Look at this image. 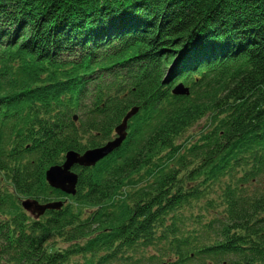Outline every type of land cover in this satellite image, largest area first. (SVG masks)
<instances>
[{"label": "trees", "instance_id": "obj_1", "mask_svg": "<svg viewBox=\"0 0 264 264\" xmlns=\"http://www.w3.org/2000/svg\"><path fill=\"white\" fill-rule=\"evenodd\" d=\"M134 107L121 148L75 167L72 210L41 225L27 264H264V0H0L15 194L39 195Z\"/></svg>", "mask_w": 264, "mask_h": 264}, {"label": "flooded vegetation", "instance_id": "obj_2", "mask_svg": "<svg viewBox=\"0 0 264 264\" xmlns=\"http://www.w3.org/2000/svg\"><path fill=\"white\" fill-rule=\"evenodd\" d=\"M46 186L44 190L40 189L37 191V194L39 193V195L36 194L37 196L19 192L15 194L13 183L7 178L6 173L0 170V264H15L11 262L9 254L10 248L12 247L13 249L16 246L21 248L20 264H27L31 255L26 257L25 255L35 253L32 249L36 251L40 249L38 236L41 225L46 224L49 220H54L56 213L62 212L68 206L72 210L74 196L56 190L48 183ZM10 193L14 195L15 204L9 203L8 194ZM27 200L37 201L41 206L52 203H62L63 206L61 210L48 209L44 214L39 216L38 213L32 214L24 208L23 203ZM75 225L78 226L79 222L76 221ZM31 239L36 242V248H29ZM35 260L38 261L39 258H35Z\"/></svg>", "mask_w": 264, "mask_h": 264}, {"label": "water", "instance_id": "obj_3", "mask_svg": "<svg viewBox=\"0 0 264 264\" xmlns=\"http://www.w3.org/2000/svg\"><path fill=\"white\" fill-rule=\"evenodd\" d=\"M173 94L176 96H187L190 94V89L181 83L173 89ZM139 111L140 109L138 107H134L127 113L122 122L115 128L117 137L114 140L107 142L101 147L89 149L84 153H79L74 150L68 151L63 164L52 166L46 171V180L48 184L52 188L60 190L67 195L75 196L79 184V174L74 171L75 167H95L99 162L120 149L128 136L129 121L135 117ZM74 120L77 121L78 116H75ZM23 206L32 214L38 213L40 216L48 209L61 210L63 204L52 203L41 206L37 201L27 200L23 203Z\"/></svg>", "mask_w": 264, "mask_h": 264}, {"label": "rangeland", "instance_id": "obj_4", "mask_svg": "<svg viewBox=\"0 0 264 264\" xmlns=\"http://www.w3.org/2000/svg\"><path fill=\"white\" fill-rule=\"evenodd\" d=\"M169 68H170V66H169ZM168 68V69H169ZM167 70V69H166ZM78 119H79V117H78ZM78 121V120H77ZM76 121V122H77ZM205 124H207V120H203V121H201V123L196 127L197 129L199 128V129H201L203 126H205ZM191 133H194L193 131L191 132ZM213 196H214V194H213ZM70 208V207H69ZM197 210H200V209H197ZM196 210V211H197ZM190 213V212H189ZM188 213V215H190ZM188 225L190 226V227H192V222H189L188 223ZM198 229L201 231L202 230V227H201V225H199L198 226ZM50 243H53V246H54V249H57V248H62V249H64L65 247H67V245L66 244H63V243H61V241H59V240H51L50 241Z\"/></svg>", "mask_w": 264, "mask_h": 264}]
</instances>
